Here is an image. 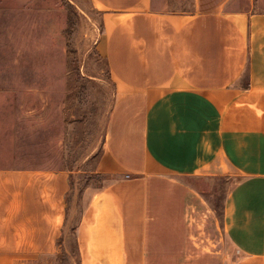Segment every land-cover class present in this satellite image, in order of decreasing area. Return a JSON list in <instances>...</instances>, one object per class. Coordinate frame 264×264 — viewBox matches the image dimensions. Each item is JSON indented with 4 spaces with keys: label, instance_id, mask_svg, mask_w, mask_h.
Instances as JSON below:
<instances>
[{
    "label": "crops",
    "instance_id": "0c3cea01",
    "mask_svg": "<svg viewBox=\"0 0 264 264\" xmlns=\"http://www.w3.org/2000/svg\"><path fill=\"white\" fill-rule=\"evenodd\" d=\"M169 1L91 0L115 93L95 171L113 179L77 225L79 264H264V12ZM223 176L218 221L181 177ZM69 189L66 171H0L9 263L56 247Z\"/></svg>",
    "mask_w": 264,
    "mask_h": 264
},
{
    "label": "rangeland",
    "instance_id": "374dc122",
    "mask_svg": "<svg viewBox=\"0 0 264 264\" xmlns=\"http://www.w3.org/2000/svg\"><path fill=\"white\" fill-rule=\"evenodd\" d=\"M191 1L170 0L168 7L187 11ZM249 9L264 12V0L229 5L232 11ZM100 33L101 14L91 0H0V171L61 170L70 182L56 247L11 263L8 250H0V264H79L77 225L91 195L113 179L95 171L115 94L95 48ZM181 181L220 221L238 178ZM199 221L191 213L182 222ZM237 259L231 253L220 264Z\"/></svg>",
    "mask_w": 264,
    "mask_h": 264
}]
</instances>
